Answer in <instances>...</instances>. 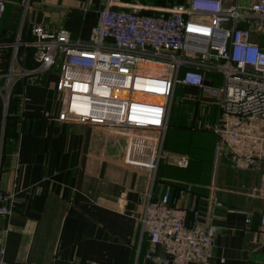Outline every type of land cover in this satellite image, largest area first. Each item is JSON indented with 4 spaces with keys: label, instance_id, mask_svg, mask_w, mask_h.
<instances>
[{
    "label": "crops",
    "instance_id": "obj_1",
    "mask_svg": "<svg viewBox=\"0 0 264 264\" xmlns=\"http://www.w3.org/2000/svg\"><path fill=\"white\" fill-rule=\"evenodd\" d=\"M25 1L0 0V88L16 39L29 41L32 25L63 28L83 42L100 3L27 0L24 9ZM177 1L112 0V9L150 10ZM24 54L19 48L18 74L34 68L32 60L24 64ZM54 81L53 71L17 77L5 106L0 97V193L12 196L9 214L0 216V259L5 264H152L144 258L149 245L137 221L138 193L148 176L138 166L146 160L139 155L143 146L123 131L56 122ZM176 93L185 99L177 103L173 96L170 104L153 197L161 184L173 191L190 186L178 207H195L199 222L217 228L208 264H264V231L258 228L264 200L255 196L264 163L237 170L227 157H216V136L195 123L213 124L217 108L196 98L193 88L177 86ZM194 132L210 134L207 144H199L204 141ZM175 155L188 158L185 169L173 165ZM213 202L220 207H207ZM151 250L160 252L156 246Z\"/></svg>",
    "mask_w": 264,
    "mask_h": 264
},
{
    "label": "built area",
    "instance_id": "obj_2",
    "mask_svg": "<svg viewBox=\"0 0 264 264\" xmlns=\"http://www.w3.org/2000/svg\"><path fill=\"white\" fill-rule=\"evenodd\" d=\"M112 6V0H100L86 41L72 40L63 28L35 24L29 41L17 38L0 88L7 93L4 106L15 78L55 72L56 122L123 131L143 146L139 155L146 160L138 166L148 176L138 193L137 221L149 245L144 258L152 264H208L217 228L199 222L195 207H178L189 185L173 191L161 184L153 197L155 171L177 86L195 89L196 98L217 108L213 124L195 123L216 136V157H227L237 170L264 163V0H184L150 13L140 6ZM2 10L0 2V16ZM19 47L32 50L35 66L18 74ZM170 158L178 169L188 165L184 155ZM255 196L264 200V175ZM11 199L0 193V216L9 214ZM258 228L264 231V215Z\"/></svg>",
    "mask_w": 264,
    "mask_h": 264
},
{
    "label": "rangeland",
    "instance_id": "obj_3",
    "mask_svg": "<svg viewBox=\"0 0 264 264\" xmlns=\"http://www.w3.org/2000/svg\"><path fill=\"white\" fill-rule=\"evenodd\" d=\"M181 2V0H178L177 2H175L174 4H181L180 3ZM168 7H163V8H156V9H150V10H148L147 9V11L150 13V12H158V11H162V9H167ZM7 70H8V68H7ZM3 81H5L4 79H3ZM6 95H7V93H6V91L5 90H3V91H1V93H0V97H1V99L3 100V103H4V101H5V97H6ZM174 96L176 97V99L179 97V95L176 93V95L174 94ZM193 136L194 137H198V138H200L201 140H203L204 142H199V144H204V145H206L207 144V142H208V140H209V136H211L210 134H207V133H205V132H194L193 133Z\"/></svg>",
    "mask_w": 264,
    "mask_h": 264
},
{
    "label": "trees",
    "instance_id": "obj_4",
    "mask_svg": "<svg viewBox=\"0 0 264 264\" xmlns=\"http://www.w3.org/2000/svg\"><path fill=\"white\" fill-rule=\"evenodd\" d=\"M183 1L181 0L180 3H182ZM21 48L25 54H24V64L27 62V61H30L32 60V50L30 48H24V47H19ZM19 48L17 49V52H16V59L18 60H23V59H20V56H19ZM33 62V61H32ZM35 66V64L33 63V67ZM165 183V182H164Z\"/></svg>",
    "mask_w": 264,
    "mask_h": 264
},
{
    "label": "bare ground",
    "instance_id": "obj_5",
    "mask_svg": "<svg viewBox=\"0 0 264 264\" xmlns=\"http://www.w3.org/2000/svg\"><path fill=\"white\" fill-rule=\"evenodd\" d=\"M134 97H135V98H140V99H142V96H141V95H134ZM153 101H157V102H158L159 99L155 98Z\"/></svg>",
    "mask_w": 264,
    "mask_h": 264
}]
</instances>
